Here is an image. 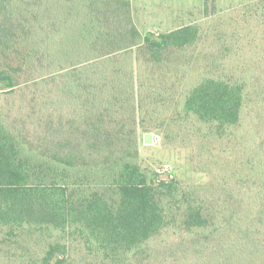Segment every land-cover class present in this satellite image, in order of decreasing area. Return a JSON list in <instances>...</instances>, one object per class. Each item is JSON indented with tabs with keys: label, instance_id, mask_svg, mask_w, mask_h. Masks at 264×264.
Here are the masks:
<instances>
[{
	"label": "trees",
	"instance_id": "1",
	"mask_svg": "<svg viewBox=\"0 0 264 264\" xmlns=\"http://www.w3.org/2000/svg\"><path fill=\"white\" fill-rule=\"evenodd\" d=\"M204 17L0 0V264H264V0ZM155 132L206 185L142 166Z\"/></svg>",
	"mask_w": 264,
	"mask_h": 264
},
{
	"label": "rangeland",
	"instance_id": "2",
	"mask_svg": "<svg viewBox=\"0 0 264 264\" xmlns=\"http://www.w3.org/2000/svg\"><path fill=\"white\" fill-rule=\"evenodd\" d=\"M257 1L260 0H208L205 11L204 0H131V10L134 23L144 36L147 32L165 33L190 24L206 23L210 21L204 17L208 13L213 12L218 18ZM262 20L260 26L264 28V17ZM203 26L209 25L207 23ZM194 77L188 80L193 81ZM247 111L250 112V108ZM244 117L247 118L246 114ZM245 126L246 124L243 127ZM155 135L159 137L155 141L152 134L140 135V140L145 145L140 147L139 152L143 167L161 178L173 177L182 185L200 187L207 184L208 176L194 168L190 149L163 148L160 133L155 132Z\"/></svg>",
	"mask_w": 264,
	"mask_h": 264
},
{
	"label": "crops",
	"instance_id": "3",
	"mask_svg": "<svg viewBox=\"0 0 264 264\" xmlns=\"http://www.w3.org/2000/svg\"><path fill=\"white\" fill-rule=\"evenodd\" d=\"M142 134H145V133H142ZM142 134H140V135H142ZM149 134H151V133H149ZM152 136H153L154 141H155L157 138H156L153 134H152ZM140 138H141V140H142V136H141ZM141 140H140V143H142ZM142 145H144V144L142 143ZM144 146H145V145H144Z\"/></svg>",
	"mask_w": 264,
	"mask_h": 264
}]
</instances>
